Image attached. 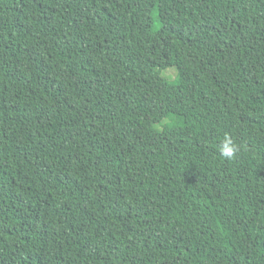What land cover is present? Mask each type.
Returning a JSON list of instances; mask_svg holds the SVG:
<instances>
[{
    "label": "trees",
    "instance_id": "trees-1",
    "mask_svg": "<svg viewBox=\"0 0 264 264\" xmlns=\"http://www.w3.org/2000/svg\"><path fill=\"white\" fill-rule=\"evenodd\" d=\"M0 264H264V0H0Z\"/></svg>",
    "mask_w": 264,
    "mask_h": 264
},
{
    "label": "clouds",
    "instance_id": "clouds-1",
    "mask_svg": "<svg viewBox=\"0 0 264 264\" xmlns=\"http://www.w3.org/2000/svg\"><path fill=\"white\" fill-rule=\"evenodd\" d=\"M219 155L226 160L235 159L241 151L239 145L232 136L225 134L218 144Z\"/></svg>",
    "mask_w": 264,
    "mask_h": 264
},
{
    "label": "rangeland",
    "instance_id": "rangeland-1",
    "mask_svg": "<svg viewBox=\"0 0 264 264\" xmlns=\"http://www.w3.org/2000/svg\"><path fill=\"white\" fill-rule=\"evenodd\" d=\"M170 68H173V67H170ZM174 69V68H173ZM175 70V69H174ZM176 71V70H175ZM166 75L169 76V78H173L174 76V73H173V70L172 69H167L166 72L164 73Z\"/></svg>",
    "mask_w": 264,
    "mask_h": 264
}]
</instances>
